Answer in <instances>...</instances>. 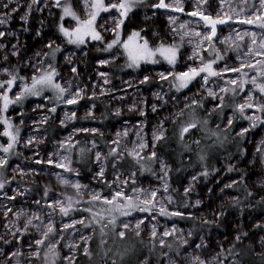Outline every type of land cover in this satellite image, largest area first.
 Masks as SVG:
<instances>
[{
    "label": "rangeland",
    "instance_id": "1",
    "mask_svg": "<svg viewBox=\"0 0 264 264\" xmlns=\"http://www.w3.org/2000/svg\"><path fill=\"white\" fill-rule=\"evenodd\" d=\"M96 2L60 0L57 4L56 0H38L37 3L0 0V16L5 19L0 24V32L4 33L0 36V81L11 79L8 73L24 78L8 92L9 98L15 101L24 86L31 84L33 75L50 70L49 64L58 73L55 82L69 88L64 99L79 92L76 103L66 104L58 99L55 90L45 88L38 96L25 95L10 104L6 111L0 98V160H7V164L0 167V184H3L0 188V264H79L83 260L93 264L89 242L93 229L89 226L96 228V256L100 258L96 264L136 263L141 248L135 239L145 240L142 264H200L201 261L240 264L235 257L242 256L243 249L264 253V215L255 213L252 204L236 207L237 196L231 190L236 181L242 180L249 191L264 200V110H257L264 105V93L258 87L264 84V64L257 63L264 62V55H255L257 51L264 52L259 47L264 39V28L258 26L264 21L256 20V16L264 15L259 0H164L167 7L132 12L130 7L126 15H121L124 9L110 6L118 0H103L107 11L94 7ZM4 4L8 7H3ZM65 7H70L75 17L65 15ZM193 12L197 15H191ZM92 14L96 18L89 30L83 21L89 20ZM201 14L227 21L216 25V36L211 41L204 39L211 32ZM123 16H126L124 22ZM247 19L254 23H241ZM151 22L156 23L154 29L147 28ZM93 32L99 34L100 39H94ZM145 42L153 55L134 64L129 52L142 50ZM169 43L179 46L174 64H169L157 51L168 48ZM100 50L105 56L88 58L89 51ZM217 55L222 59L216 60L213 70L221 75L208 77L205 83L202 77L206 73H201L187 87L178 89L175 76L191 67H203ZM242 62L256 64V68L244 67L240 73L225 71ZM5 69L7 72L3 71ZM161 73L168 76L167 83L154 85V81L164 80ZM252 78L256 84L251 83ZM232 79L237 80L236 85L228 83ZM241 81H247L243 90L239 87ZM221 88L229 91L221 92ZM209 92L215 96H210ZM233 95L235 116L230 112V100L227 103V97ZM250 96L251 103L257 107L245 108L241 115L237 106ZM203 103L205 113L200 114ZM190 106L191 109L185 110L189 115L187 122L206 125L205 133L213 146L224 147L227 156H231L235 148L240 151L243 148V152L230 163L215 161L213 170L197 169L188 174L184 191L191 211L183 214L174 206L168 182L169 165L156 154L157 139L153 133L164 135L165 120H176L182 110ZM52 108L55 112L50 111ZM224 110L227 111L223 115ZM213 111H216L213 123H217L208 126L213 116L209 114ZM245 116L254 119L248 120ZM5 119L12 125L9 131L16 135V142L3 135L7 128L3 123ZM229 120L234 124L229 125ZM188 125L183 123L181 131ZM199 127L192 133L194 145L199 140ZM243 129L248 131L238 134ZM9 143L13 144L12 148L3 152V147ZM140 144L145 147L141 148ZM81 149L85 151L82 153ZM73 151L91 155L94 170L89 178L71 164ZM97 152L101 154L100 161L95 159ZM116 154L139 160L143 166L148 164L151 172L147 173L144 168L142 174L145 175H127L115 166L106 183L104 175L99 177L97 173L102 167L105 174L110 157ZM80 158L77 156L76 160ZM77 183L81 185L79 189L72 186ZM106 189L110 192L106 193ZM117 190L131 196V203L137 207H125L130 203L128 200L111 205L104 203L103 198H111ZM153 191L157 193L155 206L142 204ZM92 194H99L101 199L93 201ZM66 203L70 204L67 215L60 211ZM79 203L80 208L76 207ZM117 203L121 206L119 209ZM85 207L91 212L87 222L85 216L77 212ZM142 207L150 211H140ZM161 208L166 214L161 213ZM174 212L191 215L204 225L194 233L177 219L179 215H172ZM124 224L128 227H123ZM48 226L53 232L45 237L43 233ZM120 232L125 233L124 237L119 236ZM165 232L170 234L164 235ZM36 240L44 243L37 245ZM175 244L178 250L169 246ZM152 246L160 247L154 256H150ZM249 257L255 259L251 262L260 260L255 255Z\"/></svg>",
    "mask_w": 264,
    "mask_h": 264
},
{
    "label": "trees",
    "instance_id": "2",
    "mask_svg": "<svg viewBox=\"0 0 264 264\" xmlns=\"http://www.w3.org/2000/svg\"><path fill=\"white\" fill-rule=\"evenodd\" d=\"M159 2V0H158ZM157 0H139V2L132 3L131 10L136 11L138 9L142 10H153L156 5H158ZM123 12V11H122ZM126 16H123V22L125 21ZM156 26V23L151 22L147 25V28L154 29ZM82 47V46H81ZM87 47V45H86ZM89 50V49H88ZM105 56L103 51L93 52L89 51L88 58L93 60L96 58H101ZM166 84L167 82L165 80L162 81H154V85L158 84ZM235 96L227 97V102L229 104L230 100V107L232 108L235 104L234 102ZM50 100V98H48ZM199 103H196V105ZM204 104V108L202 111L200 110V114L203 112L205 113L206 104ZM191 109L192 107H188L182 110L181 114L176 118V120L172 121L169 119L165 120V133L163 135L162 139H157L154 149L156 151V154L161 156L169 165L168 170V182H169V188L171 191V194H173V198L175 200L174 206L180 210L183 214L188 213L191 211L190 209V202L187 197V192L184 191L185 188V181L189 173L201 169V171H210L213 170L214 162L217 160H224L227 163H230L232 159L238 155H240L243 150V148L240 151V148H235L231 156H227L226 149L222 147L221 149L218 147H215L211 144L210 138L207 137L205 130L206 125L197 124L199 127V140L197 142V146L194 145L195 143L192 141V133L194 132V128H190L188 132L182 133L181 131V125L183 123L187 122L189 119V115L186 114L185 110ZM193 108L195 110V105H193ZM220 109V108H219ZM254 110V109H252ZM224 110L223 112H225ZM208 115V114H207ZM209 115L212 116V120L208 126L211 124L215 125L213 123V120L216 118L214 117V112H212ZM192 123V122H191ZM88 137H86L87 139ZM201 140V141H200ZM200 142V143H199ZM80 146L77 145V147ZM77 156H80L81 158L79 160H76ZM203 157V159H202ZM71 164L73 166H77L81 169V171L85 174L86 178H89L94 170V165L92 162V157L90 154L86 153L84 156L78 154L76 151H73L71 156ZM119 166L123 172H125L127 175L135 174V175H141L144 168H147V173L151 172V168L148 164H145L144 166L140 164L139 160H135L134 158H130L128 156L124 157H118L116 154L115 156H111L109 159L108 168L105 170L104 179L107 183L109 179H111L110 173L115 168V166ZM145 175V174H142ZM102 185H105V183H102ZM233 190V193L236 197V207L241 206L243 204H252L253 211L257 214L264 215V200L259 199L258 195H256L254 192L249 191V189L246 188V186L243 184L242 180H238L233 184V187L231 188ZM106 193H109V189L105 190ZM80 208L81 203L76 204V207ZM67 210L70 208V204L66 203L65 207ZM88 207H85L84 210L79 209L77 212H81L82 216H85V222H87L90 218V211L86 210ZM71 211H73V208L71 207ZM177 219L185 223L189 226L192 232L196 233L198 231V227H202L203 225L199 222L195 221L191 215H179L176 216ZM208 225V223H206ZM93 229L92 237L90 239V248H91V255L95 259H93L92 263L96 264L97 259H100L96 256V249L97 244L95 242V231L96 228L94 226H89ZM116 231V229H115ZM117 234V233H116ZM167 239H170L168 237ZM138 241V245L141 248L140 253L137 256V262L133 264H142L140 263V258L143 257L144 253V245L145 240L141 239H135ZM174 250H178V246L175 244V246L169 245ZM247 249H243L242 256H236V259H239L240 264H264V253L257 254L255 251L250 249L247 251ZM160 247L152 246V249L150 250V256H154L155 254L159 253ZM250 255H255L256 258L260 259L259 262H251L255 259L252 257H249ZM97 258H96V257ZM233 256H235L233 254ZM81 257H85L82 255ZM78 264V263H77ZM79 264H86V261H82V263Z\"/></svg>",
    "mask_w": 264,
    "mask_h": 264
},
{
    "label": "snow or ice",
    "instance_id": "3",
    "mask_svg": "<svg viewBox=\"0 0 264 264\" xmlns=\"http://www.w3.org/2000/svg\"><path fill=\"white\" fill-rule=\"evenodd\" d=\"M32 2L33 3H37L38 0H32ZM135 2H139V0H118L117 3H113L110 6L112 8L124 9V11L121 12V15H126L127 10H129V8L131 7L132 3H135ZM56 3L59 4L60 0H56ZM259 4H260V6L262 8H264V0H259ZM93 6L94 7L103 8L105 11L108 10V8L105 7L104 4H103V0H97L96 4L93 5ZM167 6L168 5H166L164 3V0H160V3L158 5H156V7H167ZM3 7L7 8L8 4H4ZM179 10H182V9H179ZM13 11H15V9H13ZM64 13H65V15H72L73 17H75V13L72 12L70 7H65L64 8ZM191 15H197V13L193 12V13H191ZM95 18H96L95 14H92L91 18L89 20L83 21V24L85 26H87V28L89 30H92V24L94 23ZM201 18L206 21L208 26H210L211 34L204 36V39L208 40V41H211L216 36V25L217 24L227 23V21L224 20V19H212L210 16H205L203 14H201ZM256 20L257 21H264V15L256 16ZM4 22H5V19L2 16H0V24H3ZM241 23L252 24V23H254V21L252 19H247V20H242ZM258 26L261 27V28H264V23H260ZM182 27H183V25H182ZM61 31H63L65 35H69L67 30H65V29L61 28ZM79 31L80 30L77 29V32H79ZM85 34H87V33H85ZM247 34L248 33H245V35H247ZM3 35H4V33L0 32V36H3ZM196 35L199 36L201 34L200 33H196ZM93 38L94 39H100V36H99V34H96V33L93 32ZM78 39H79V42H83L82 38H78ZM252 43L253 44L256 43L255 34H253ZM48 47L51 48L52 45L49 44ZM108 47L111 48L112 45L110 44V45H108ZM125 47L127 48L128 46L125 45ZM237 47H239V46H237ZM259 47L261 49H264V39L261 40ZM157 51H159L161 53V55L164 56V58L168 61L169 64H174L175 63L176 55H177V49H176L175 46L168 47V48H160V49H157ZM252 51L253 50L251 48H249V54H252ZM37 55H40V54L38 53ZM152 55H153V53L147 49V42H145V45H144L142 50H138L135 53L132 52V51L129 52V57L133 61L134 64L137 63V61L140 60L141 58H145L146 56L150 57ZM255 55H264V52L257 51V52H255ZM218 59H222V57L217 55L216 59H214L213 61H211L209 63L204 64L203 67H199V68L191 67L189 69V71L180 73L179 75L175 76L174 79L178 82V84H177L178 89L187 87L188 83L191 80H193L195 77L200 76L201 73H206V75L204 77H202L203 80L205 81V83L207 82L208 77L221 75L220 72H217V71L213 70V64ZM257 63L264 64V62H262V61H257ZM48 67L50 69L49 71H44L39 76L33 75L31 77V84L30 85L26 84L24 86L23 90L16 96L15 101H13V100H11L9 98L8 92H10L12 90V87L16 84V82L18 80H23L24 78L20 77L18 74L8 73L11 76V79H8L6 81H0V89L3 90V92L0 93V98H2V100H3V110L6 111L10 104L18 102L25 95H33V96L40 95L41 92L45 88H51V89L55 90L59 94L58 95V99L63 100L64 103H66V104H74V103H76L78 98H79V92L75 93L74 95H70L69 98H67V99H64V94L65 93H69V88L62 87L60 83L55 82V77L58 75V73L56 72V69L51 64H49ZM244 67H247V68H250V69H255L256 68V64H253V63L244 64L242 62L241 65L238 66V67L230 68V69L229 68H225V71H231V72L240 73V72H242V69ZM3 71L7 72L6 69L3 70ZM72 71L75 72L76 69L73 68ZM243 75H247V74L243 73ZM262 75H264V71H262ZM160 77H161V79H164V80L168 79V76L163 74V73L160 74ZM147 79L148 78L146 77L145 80H147ZM105 82L107 83V81H105ZM228 83L236 85L237 84V80L232 79V80L228 81ZM244 83H247V81H241V83L239 85L241 90H243V84ZM251 83L256 84L255 78H252ZM258 87H259L260 92L264 93V84L258 85ZM220 91L221 92H227V91H229V89L221 88ZM209 95L210 96H215V93L209 92ZM45 99H47V97H45ZM220 99L222 100L223 98L220 97ZM251 101H252V97L250 96V97H248V101H246L244 104H240V105L237 106L239 112L241 113V115L244 114L245 108L257 107L256 105L251 103ZM195 103H197V102L193 101V104H195ZM38 107H42V106H38ZM153 110H155V109H153ZM257 110L258 111L264 110V105L258 106ZM50 111L55 112V108L50 109ZM117 114H119V113L117 112ZM89 115H91V113H89ZM72 116L74 117L75 113H73ZM244 118L248 119V120H253L254 119L253 116H245ZM255 119H260V117H255ZM262 122H264V121H262ZM3 123L5 125H7L6 130L3 132V135L9 137L12 142H16V139H17L16 135H14L11 131H9V129L12 128L11 123H9V121L7 119L3 120ZM228 124L231 125L232 121L229 120ZM253 126H255V123H253ZM195 127H197V124L195 122L190 123L188 126H186V127H184L182 129V133H186V132L189 131L190 128H195ZM18 131L19 130L17 129V132ZM84 131H88V130H84ZM92 131L95 132V130H92ZM247 131H248V129H243L241 131V133H239V134L243 135ZM153 135H154V137L156 139H162L163 138V133H161L160 135H156L155 133H153ZM29 143H31V141H29ZM113 143H117V141H114ZM12 146H13V144L9 143L7 147H3V149H2L3 152H5V153L9 152V150H10V148H12ZM140 147L143 148V147H145V145L144 144H140ZM80 151L83 153L85 150L81 149ZM88 151H90V149ZM114 151L115 150H113V152ZM111 154L112 153H109V155H111ZM152 156L154 157L155 153H152ZM63 159L64 160H68V157H64ZM95 159L97 161H100L101 154L99 152L95 153ZM202 159H203V157H202ZM37 162H39V161H37ZM49 162H51V161H49ZM5 164H7V160H0V167H2ZM57 167H64V165L63 164H57ZM68 170L71 171V169H68ZM229 170L231 171L232 169L230 168ZM204 174L207 175V173H204ZM103 175H104V169L101 167L99 172L97 173V176L103 177ZM194 179H195V177H194ZM63 182L65 184H69L68 180H64ZM72 186L77 188V189H79L81 187V185H79L78 183L74 184ZM230 186L231 185H226V187H230ZM2 187H3V184H0V188H2ZM166 190H167V186H165V191ZM156 195H157V193L155 191L151 192L150 194L146 195V197L143 199V201L141 203L144 204V205H151L152 207H154L155 205H154L153 201H154V198H155ZM69 199H71V198H69ZM100 199H101V197H100L99 194H92V200L93 201H97V200H100ZM119 200H128L130 203L125 206L127 208H136L137 207V205L135 203H131L132 197L131 196H125V194L123 193L122 190L115 191L111 198H108V197H104L103 198L104 203L109 204V205H111L114 202H117ZM198 203H199V201H197V204ZM116 207L119 209L121 206L119 205V203H117ZM86 210H89V209H86ZM139 210L140 211H150V208L142 207V208H139ZM60 211L62 213H64L65 215H67L68 210L66 208L61 207ZM160 211H161L162 214H166L164 208H161ZM121 214L122 215H129L130 213L129 212H121ZM172 215H182V214L179 213V212H174V213H172ZM110 222L114 223V220L110 221ZM31 223H32V221L29 220L28 224H31ZM80 223H83V221H80ZM65 227H67V226H65ZM123 227L127 228L128 224H124ZM139 227H140V225L137 224L136 228L139 229ZM52 232H53V228L51 226H48L47 231L44 232L43 235L45 237H47L49 235V233H52ZM169 234L170 233H168V232L164 233V235H169ZM124 235H125L124 232H120L119 233L120 237H124ZM136 235L137 236L140 235L139 231L136 232ZM152 235L153 236L156 235L155 229H153ZM237 239H239V237H237ZM35 243L37 245H40V244H43L44 241L43 240H36ZM161 243H163V242L161 241ZM197 247H199V245H197ZM49 250L53 251V248L50 247ZM84 253L86 255L88 254L87 253V249H84ZM37 255H38V253H37ZM200 264H204V262L201 261Z\"/></svg>",
    "mask_w": 264,
    "mask_h": 264
},
{
    "label": "crops",
    "instance_id": "4",
    "mask_svg": "<svg viewBox=\"0 0 264 264\" xmlns=\"http://www.w3.org/2000/svg\"><path fill=\"white\" fill-rule=\"evenodd\" d=\"M172 46H175L176 47V49L178 50V48H179V46L177 45V44H174V43H169L166 47H172ZM236 89V88H235ZM234 96V95H233ZM228 103V102H227ZM232 110L230 111L232 114H233V116H235V112H237V109L233 106L232 108H231ZM217 111V110H216ZM216 111H213V112H216ZM227 111V110H226ZM224 113L225 112H223V115H224ZM234 124V123H233ZM232 124V125H233ZM228 126V125H227ZM237 134V133H236ZM239 134V133H238ZM243 137V136H242ZM244 138V137H243ZM244 143H245V140H244V142H243V145H244ZM242 152H243V150H242Z\"/></svg>",
    "mask_w": 264,
    "mask_h": 264
}]
</instances>
